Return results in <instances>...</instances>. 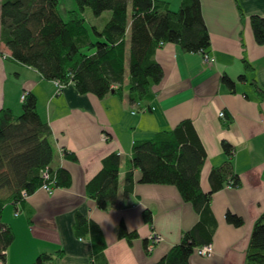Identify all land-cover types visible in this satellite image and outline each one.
<instances>
[{"label":"crops","instance_id":"0c3cea01","mask_svg":"<svg viewBox=\"0 0 264 264\" xmlns=\"http://www.w3.org/2000/svg\"><path fill=\"white\" fill-rule=\"evenodd\" d=\"M164 1L176 10L182 0ZM201 8L211 43L206 52L213 60L204 64L201 52H184L175 43L163 45L155 58L164 76L153 88L151 109L131 103L127 90L103 99L81 94L73 83L58 91L55 81L13 60L7 46L1 45L0 109L20 114L22 94L37 97L39 115L53 131L51 167L68 170L71 184L54 187L52 193L39 188L23 202L3 208L0 221L12 229L14 240L0 264H30L42 253L58 252L62 254L53 264H93L90 235L79 236L75 228L78 214L101 228L107 264L159 261L198 222L199 214L174 185L140 183L141 171L135 168L133 190L125 194L124 179L134 141L171 130L184 119L193 122L206 151L200 174L203 191L211 189L212 169L228 159L223 140L234 146L233 169L241 181L239 188L225 185L213 194L217 227L212 253L202 256L194 251L189 263L245 264L254 223L264 213V97L255 88L256 83L264 92V45L255 41L250 23L252 15L264 17V0H201ZM245 60L253 70H245ZM242 74L246 79L240 81ZM224 75L234 82V90L222 81ZM113 152L122 157L118 204L102 210L87 195L86 186L101 170L103 158ZM67 153H74L77 160L66 158ZM147 208L153 214L152 224L142 218ZM227 211L242 217L243 224H228ZM121 222L138 237L131 242L120 238ZM153 234L160 241L147 253L145 241L150 243Z\"/></svg>","mask_w":264,"mask_h":264},{"label":"trees","instance_id":"16d2710c","mask_svg":"<svg viewBox=\"0 0 264 264\" xmlns=\"http://www.w3.org/2000/svg\"><path fill=\"white\" fill-rule=\"evenodd\" d=\"M78 9L68 11L64 19L58 10L59 0H1L0 48L5 44L11 58L38 70L46 80L73 83L81 94L93 93L100 99L110 93H128L131 103L147 105L154 98V86L164 76L155 56L168 43L179 44L184 52L205 53L210 35L202 14L201 0H182L178 9L164 0H74ZM129 4L131 11L129 12ZM90 8L98 17L105 11L112 14L103 27L89 29L82 13ZM250 23L257 44L264 45V17L252 15ZM245 70L253 67L246 60ZM246 77L242 74L240 81ZM222 81L234 90L227 76ZM261 97L264 92L255 83ZM22 112L0 109V219L3 208L19 203L41 188L44 182L52 187H68L71 174L64 168L53 169V131L37 110V97L25 92ZM230 124V119L226 125ZM228 159L210 172L211 189L203 191L200 174L206 151L190 119H184L171 130L157 131L151 138L134 141L130 165L124 179V192L134 186V169L141 171L143 184H168L178 188L182 198L199 214L198 222L184 231L181 240L154 264H190L196 247L211 244L217 227L211 209L215 192L225 185L241 186L234 172V146L222 141ZM66 158L77 160L74 153ZM121 155L113 152L102 160L101 170L88 182L87 195L102 210L118 204L120 182L118 171ZM47 169L49 180L42 176ZM26 194V197L24 196ZM145 223L152 224L151 209L142 212ZM228 224L241 226L242 217L227 211ZM75 228L79 236L90 235L93 264H107L105 241L99 225L77 215ZM117 235L129 242L138 237L121 222ZM14 240L12 229L0 221V260ZM148 241H145L147 253ZM55 256L42 253L30 264H53ZM245 264H264V213L255 221Z\"/></svg>","mask_w":264,"mask_h":264},{"label":"built area","instance_id":"2783aa9c","mask_svg":"<svg viewBox=\"0 0 264 264\" xmlns=\"http://www.w3.org/2000/svg\"><path fill=\"white\" fill-rule=\"evenodd\" d=\"M212 57L209 55V53L205 52L203 53V63L204 64H208V63H211L212 62ZM56 85H57V88H58V91H61L64 87H66L67 85L66 84H63V83H60L59 81H55ZM25 96L26 94L23 93L22 96H21V101H23L25 99ZM220 117H224L225 116V113L224 112H221L219 114ZM42 176L43 178L46 180H49L50 178V173L47 169L43 170L42 171ZM42 189H44L45 191H47L48 193H52L53 192V187L51 184L47 183V182H44V184L42 185L41 187ZM24 196L26 197V194L24 193ZM18 214V213H17ZM16 214V215H17ZM160 241V238L153 234L151 236V239H150V243L148 245V250L151 251L154 247V245L156 243H158ZM196 253H198L199 255H202V256H209L211 255L212 253V245L211 244H205V245H201L199 247H196L195 250H194Z\"/></svg>","mask_w":264,"mask_h":264},{"label":"rangeland","instance_id":"374dc122","mask_svg":"<svg viewBox=\"0 0 264 264\" xmlns=\"http://www.w3.org/2000/svg\"><path fill=\"white\" fill-rule=\"evenodd\" d=\"M0 8H1V0H0ZM72 9H78L77 4L74 0H59L58 10L61 16L64 19L68 18V11ZM131 11V5L129 4V12ZM112 12L105 11L100 16H94L92 10L90 8H86L82 13V16L85 19L86 25L89 29H91L92 25L103 27L107 20L110 18ZM16 83L21 82L22 80H14ZM19 114V113H16Z\"/></svg>","mask_w":264,"mask_h":264}]
</instances>
